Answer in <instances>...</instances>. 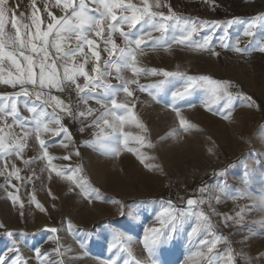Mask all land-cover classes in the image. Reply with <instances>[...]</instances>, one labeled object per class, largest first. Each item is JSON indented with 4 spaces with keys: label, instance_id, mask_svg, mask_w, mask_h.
Masks as SVG:
<instances>
[{
    "label": "rangeland",
    "instance_id": "rangeland-1",
    "mask_svg": "<svg viewBox=\"0 0 264 264\" xmlns=\"http://www.w3.org/2000/svg\"><path fill=\"white\" fill-rule=\"evenodd\" d=\"M164 2L179 16L209 21L248 22L264 14L262 0L256 3L253 0H214V4L211 0ZM161 10L167 13V8ZM245 26L238 23L229 29L227 42L233 47L221 46L219 37L224 33L216 29L212 51H195L175 43L170 48L164 45L153 49L149 42L148 53L138 55L141 67L230 81L234 85L233 94H242L233 101L230 114H220L222 102L206 107V94L197 88L177 102L182 116L193 125L184 131L169 106L171 92L183 85V81L176 78L155 99L135 85H130L133 97L124 93L117 96L118 102L127 103L129 112L136 118L125 123L123 130L130 134L127 147L136 148L137 153L126 150L121 135L119 154H106L94 143L99 129L89 126L81 132L79 122L69 119L73 138L69 141V151L53 164L66 175L71 174L66 172L67 166L74 171L80 169L75 176L87 180L98 190L99 197L96 194L85 196L76 184L57 176L50 166L44 173L29 174L28 177H33L31 182L22 174L25 180L20 181L19 190L12 189L19 197L17 203L0 204V225L4 226L0 227V253L15 239L27 264H39L33 251L37 247L49 252L51 259L63 260L64 264H100L111 255L108 251L111 232L119 230L132 238V253L143 262L147 258L142 245L144 229L159 226L155 214L160 211L162 202L170 200L177 208H182L187 198L198 197L199 190L205 187L209 190L204 193L205 198L218 197L211 202L214 212H210L208 204L203 205L204 210L210 212L216 235L227 241L220 243L218 250L223 253L226 247H231L235 264H264V227L261 226L264 210L258 205L260 196L264 195V118L260 116L264 102V56L256 51L261 39L259 26L254 28L252 37L243 35ZM206 34L202 31L200 36ZM237 39L245 51L234 50ZM123 74L133 78L131 72ZM110 79L117 83L114 77ZM160 79L163 77L159 75H141L139 82L148 85ZM243 96L251 100H244ZM117 112L125 114L122 110ZM137 122L144 129L138 127ZM110 131L106 129L105 134ZM136 136L145 137L143 146L134 139ZM138 154L143 156V162ZM65 156L71 158L63 159ZM245 172L248 173L247 183ZM218 184L228 186L227 195L216 190ZM33 191L43 211L31 201ZM180 196L185 199H177ZM113 200L121 203L114 204ZM242 209L243 220L237 223L235 214ZM225 216L233 219L225 221ZM51 228L58 231L53 233ZM6 230H11L14 237H8ZM52 237L59 239L60 256L52 253L57 247ZM189 256L187 237L178 233L158 252L156 260L157 264H193Z\"/></svg>",
    "mask_w": 264,
    "mask_h": 264
},
{
    "label": "snow or ice",
    "instance_id": "snow-or-ice-1",
    "mask_svg": "<svg viewBox=\"0 0 264 264\" xmlns=\"http://www.w3.org/2000/svg\"><path fill=\"white\" fill-rule=\"evenodd\" d=\"M211 2L214 4V0ZM55 6L60 8L63 14L57 16L49 10L50 3L46 0L44 11L48 22L42 28L44 20L36 6V0H31L30 13L21 10L19 4L10 5L9 0H0V85L11 86L13 89L12 92L0 93V158L6 160L3 167H0V176H4L6 183L11 184L17 191L18 186L11 183L12 178L23 181L25 177L21 176V168L12 158L21 159L25 165L36 160L37 157L24 156L29 140L34 138L39 146L38 158L46 159L51 171L76 184L85 196L96 194L98 198L97 189L92 188L87 180L75 176V172L80 169L74 171L67 166L66 172L71 173L67 175L58 170L59 166L52 163L56 157L49 153V144L54 138L63 136L65 139L59 143L68 147L65 140L70 141L73 138L64 121L71 119L73 122H79L81 132L86 131L89 126L99 129L94 143H98L106 154H119L121 135L124 136L122 142L126 150L137 153L136 148L127 147L130 134L123 130L125 123L136 118L129 112L127 103H119L117 100L120 93L127 97L134 96L130 85H135L141 92L147 91L155 99L174 79L183 81L182 88L171 92L169 106L179 118L180 127L184 131H188L193 125L182 116L177 102L184 100L197 88L206 94V107L220 105L222 102L220 114H230L233 101L242 95L233 94L231 89L234 85L230 81H218L204 75L192 76L180 71L141 67L138 66V55L143 54L149 42L153 49L164 45L170 48L171 44L175 43L186 45L195 51H212L216 29H222L224 33L219 37L221 46L229 48L233 45L227 42L228 32L234 24H246L243 29V35L246 37L254 35L253 30L257 25H264V15H258L248 22L182 17L164 0H140L139 4L133 0H55ZM164 8H167V13L161 10ZM9 23L11 29H14L13 32L6 31ZM202 31L207 34L201 37ZM239 45L240 40L237 39L234 45L236 52L246 50ZM261 50L264 51V48ZM102 53L106 54V58L102 59ZM213 54L218 55L214 51ZM126 70L131 71L133 78L123 74ZM113 73L117 83L111 82ZM141 75H159L163 79L145 85L139 82ZM54 92L59 95L53 94ZM242 98L251 100L246 96ZM93 102L98 107H93ZM19 106L30 115H23ZM117 110H122L125 114H118ZM225 118L228 116L225 115ZM137 126L144 129L139 122ZM106 129L111 131L105 134ZM42 134H48V139L43 138ZM134 139L143 146L144 136H136ZM138 158L143 162L142 155L138 154ZM244 175L247 183L248 173L245 172ZM32 179V176L27 177L29 182ZM216 190L228 194L226 184H218ZM207 191V188L202 187L199 190L200 195L187 198L182 208H177L170 200L162 202L160 211L155 214L159 226L144 229L142 245L147 253L145 261L141 262L133 255L131 237L119 230H113L108 246L111 255L100 264H120L122 257H125L122 264H157L158 252L178 233H184L187 237L190 252L188 259L192 260L193 264H200L201 261L203 264H235L231 247H226L223 253L218 250L217 246L227 241L216 235L210 212L215 211L211 202L213 199L218 200V197L209 195L205 198L204 193ZM49 194L51 195L50 190ZM9 195L14 204L19 200L15 193ZM31 201L44 210L36 200L34 191ZM112 203L121 202L113 200ZM205 204H208L210 212L204 210ZM20 205L23 207V201H20ZM258 205L264 210V195L260 196ZM243 211L242 209L236 212L237 223L243 220ZM224 219L228 221L233 217L225 216ZM261 226L264 227V222H261ZM50 231L56 233L58 229L51 228ZM5 234L8 237L15 235L11 230H6ZM51 239L57 243L52 253L62 255L58 237ZM33 251L39 264H64L63 260L51 259L50 253L42 251L39 247ZM0 264H27L15 239H12L11 246L6 251L0 253Z\"/></svg>",
    "mask_w": 264,
    "mask_h": 264
},
{
    "label": "crops",
    "instance_id": "crops-1",
    "mask_svg": "<svg viewBox=\"0 0 264 264\" xmlns=\"http://www.w3.org/2000/svg\"><path fill=\"white\" fill-rule=\"evenodd\" d=\"M137 1L138 0H133L134 3H137ZM253 1H254V3H256L259 0H253ZM262 1L264 2V0H262ZM45 2H46V0H36V6L40 9V15L42 16V19L44 20V23L42 24V28L45 27L46 23L48 22L46 12L44 11ZM47 2L50 3V9L49 10H51L57 16L63 14L61 12L60 8L55 6V0H47ZM9 3H10V5L19 4V5H21V10H26L30 13L31 0H9ZM191 7H194V6H191ZM174 9H176V8H174ZM190 9L193 12V8H190ZM180 11H181V8H180ZM192 12H190V13H192ZM258 26L260 28L261 39L256 44V45H259V46H257L256 51L261 56H264V51L261 50L262 48H264V25H258ZM6 31H9V32L14 31V29H11L10 23L6 26ZM119 42L120 41L118 40V43ZM100 46L102 48L103 44L101 43ZM85 50L87 51V48H85ZM148 51L149 50L147 47L144 49L143 54L144 53L147 54ZM103 58H106L105 53H102V59ZM129 72H131V71L130 70L125 71L126 74ZM113 77L115 78V73H113ZM113 77H111V78H113ZM12 91H13V89L11 88V86L0 85V93L12 92ZM95 105L96 104L93 102L92 106H95ZM19 107H20V110H21L23 115H25V116L30 115L29 113H27V111L25 109L22 108V106H19ZM9 122H11L10 118H9ZM64 123L70 129L69 119H66L64 121ZM16 131H19V129H16ZM42 136H43V138L48 139V134H42ZM64 139L65 138L63 136H61L58 138H54L52 141H50L48 150H49V153L51 155H53L56 158H61V156L64 155L63 154L64 152L67 154V152L69 151V140H65V143L68 144V147H64L59 143V141L64 140ZM39 155H40V153H39L38 143L34 140V138H32L29 140L28 147L25 150L24 156H25V158L37 157V159L34 160L31 164L25 165L21 159L15 158V157L12 158L15 160L16 165L21 168V176H22V174H24L26 177H28L29 174H33L35 172H37V173L43 172L44 173L48 170L49 165L47 163V160L46 159H39L38 158ZM54 160L52 161V163L54 162ZM5 162H6V160L4 158H0V167H3ZM8 162H11V161H8ZM11 183L18 186L20 181H17L13 177L11 180ZM12 189H14V188L11 186V184L6 183L4 176H0V199L2 200V201H0V204H14L11 196L9 195L10 193H15V192H12Z\"/></svg>",
    "mask_w": 264,
    "mask_h": 264
},
{
    "label": "built area",
    "instance_id": "built-area-1",
    "mask_svg": "<svg viewBox=\"0 0 264 264\" xmlns=\"http://www.w3.org/2000/svg\"><path fill=\"white\" fill-rule=\"evenodd\" d=\"M53 94L59 95V93H55V92ZM73 99H75V96L74 95H73ZM260 116H261V118H264V102L262 104V108H261V111H260Z\"/></svg>",
    "mask_w": 264,
    "mask_h": 264
},
{
    "label": "trees",
    "instance_id": "trees-1",
    "mask_svg": "<svg viewBox=\"0 0 264 264\" xmlns=\"http://www.w3.org/2000/svg\"><path fill=\"white\" fill-rule=\"evenodd\" d=\"M177 199L184 200L185 197L184 196H180V198H177Z\"/></svg>",
    "mask_w": 264,
    "mask_h": 264
}]
</instances>
